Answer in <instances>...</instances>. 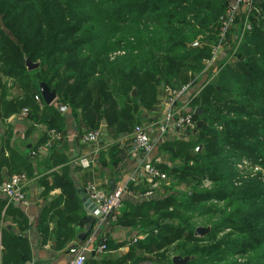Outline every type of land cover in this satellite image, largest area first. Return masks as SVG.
Instances as JSON below:
<instances>
[{
  "label": "trees",
  "instance_id": "trees-1",
  "mask_svg": "<svg viewBox=\"0 0 264 264\" xmlns=\"http://www.w3.org/2000/svg\"><path fill=\"white\" fill-rule=\"evenodd\" d=\"M230 1L0 0V73L6 77L5 82L0 78V117L27 108L29 119L45 123L44 137L34 149L39 153H43L39 150L46 145L50 129L60 132L62 140L48 150H58L67 141L58 103L69 106L81 134L101 127L105 119L110 132L125 136L133 111L147 103L150 106L147 90L182 85L183 72L187 74L184 81H199L204 59L212 56V45L218 42L221 18ZM253 4L260 12L253 11L252 29L232 61L221 70L216 83H208L191 101L202 112L194 116L195 130L183 135L194 132L196 141L177 142L178 135H174L158 145L171 154L173 164L156 165L172 182L190 189L138 201L124 195L125 208L113 225L139 227L140 233H147L131 245L129 256L140 248L157 254L155 260H140L174 264L166 249L176 245L178 254L197 256L187 264H264V181L245 173V180H238L251 167L250 162L243 170L236 168L243 156L264 168V0ZM240 27V23L234 26L232 33ZM118 50L124 53L112 58L110 52ZM26 57L40 66L29 70ZM42 82L56 91V104L44 101ZM134 87L141 95L131 94ZM14 88L21 93L8 98ZM199 145L203 147L198 149ZM109 147L115 163L127 146L115 143ZM4 179L0 172V184ZM207 180L211 187L200 188ZM55 185L63 189L70 208L66 205L52 212L50 218L56 219V226L51 233L44 212L40 230L43 242L52 234L56 246L62 248L76 236L73 222L83 227L88 216L77 214L80 199L67 175L56 177ZM128 187L141 194L149 190L134 182ZM214 202L225 204L218 207ZM5 205L6 199L0 198V220H6L2 216ZM15 212L20 213L19 227L25 230L22 211L13 206L6 209V215ZM204 215L219 219L211 223L207 235L199 237L194 221ZM106 246L109 250L113 242L106 241ZM241 255H248L247 260L235 258ZM29 259L26 239L0 226V264H27Z\"/></svg>",
  "mask_w": 264,
  "mask_h": 264
},
{
  "label": "crops",
  "instance_id": "crops-1",
  "mask_svg": "<svg viewBox=\"0 0 264 264\" xmlns=\"http://www.w3.org/2000/svg\"><path fill=\"white\" fill-rule=\"evenodd\" d=\"M239 23L241 24L240 21ZM239 32L240 29L235 34L234 32L232 33V36H235L233 37V43L237 49L241 44H238L237 36H239ZM20 93L21 91L14 88L12 95L8 96V98H12L13 95H19ZM37 101L42 107L40 98ZM53 104H56V101ZM25 109L27 108H23L22 111L15 112L7 117H0V172L3 178H5L4 180L15 173L25 174L28 179L27 204L11 203L0 193V198L6 199V205L2 212V216L6 217V220L2 218L0 226L12 229L15 234L26 239L30 252V259L27 264H71L74 257V253L70 250L72 246L78 244L97 246L102 241V243L106 244L108 240L113 242L112 248L106 249L102 253H88L85 264H149V261L139 259L141 256L139 249H135L133 253L131 252V256L127 255L131 251V245L134 244L132 241L133 236L137 233L139 235L145 233L131 229V231L128 230L127 238L125 239L123 237L125 227L113 225V223L110 225L100 223L99 207L89 195L87 186L91 183H96L100 188L112 191L117 184L124 181L128 185L130 182H134L135 186L146 188L150 183L144 182L141 179V177H144L147 180V177L140 168V164L152 160L150 158L152 155L149 159L141 151L120 142L121 146L127 147H125L123 155L119 154L116 156L115 161L118 160L120 155L123 156L122 159L119 162L112 163L109 151L107 150L110 148V145H114L115 143L109 139L108 143L102 140L101 146H99L100 151L95 152L94 145L83 141L84 133L81 134L79 132L75 118L69 107L67 110L69 116L60 112L64 116L66 123V143L59 147L58 150L50 151L47 149L42 151L43 153H39L38 151H34V149L38 142L43 139L47 125L40 121L33 122L28 117V109L27 113H24ZM103 125L105 127L107 125L105 119L102 121ZM52 151L55 154L51 155ZM102 152L105 154L104 156L100 155ZM139 153L141 154L140 156ZM85 156L92 159V164L89 167H84L80 163V158ZM104 158L105 162L102 160ZM156 162L159 161L155 160ZM62 175H67L70 178L80 199V209L77 214L80 215L82 213L87 215L88 220L83 227L73 222L71 227L75 230L76 236L68 241L64 247L58 248L55 243V237L52 234L43 242L40 223L42 222L44 212H46L45 216H47L49 231L51 233L56 226V219L51 220L50 218L53 214L52 212L63 210L66 205L68 209L70 208L66 203L65 195L62 193L63 189L55 185L56 177ZM155 189L154 187L153 195L161 196L162 194L157 193ZM133 193L134 195L127 194L128 198L138 201L140 199L138 195L141 193ZM124 199H126V196H124ZM54 202L57 203V206L49 210L50 205ZM9 206L22 211L21 213L24 214L23 217L27 221V228L25 230L19 227L20 221H22L20 213L15 212L6 215V209ZM124 208L125 206L122 204L118 213L120 214ZM71 218H75V215ZM93 219L95 221L94 228L87 238L83 240L81 237L85 235L86 226Z\"/></svg>",
  "mask_w": 264,
  "mask_h": 264
},
{
  "label": "built area",
  "instance_id": "built-area-1",
  "mask_svg": "<svg viewBox=\"0 0 264 264\" xmlns=\"http://www.w3.org/2000/svg\"><path fill=\"white\" fill-rule=\"evenodd\" d=\"M254 0H232L229 4L223 22L219 30L218 42L212 45V56L204 59L205 67V80L199 82H188L182 85L172 87L168 86L164 88L159 95V102L156 107L155 113L151 116V119L146 122L137 125L132 134L124 137L128 145L135 150L141 151L148 158L157 150L158 145L165 139L183 134L185 131L190 132L195 130V110L197 107L191 106V101L199 95L202 89L213 79H215L222 68L226 65L225 61L221 57L224 47L229 44L230 35L232 30L237 27L239 21L242 24L238 37V44H240L245 35L252 29V13L253 11L260 12L253 4ZM261 23L264 26V17L261 19ZM240 24V25H241ZM237 50V47H235ZM234 50V53H235ZM233 53V54H234ZM232 54V55H233ZM39 99V97H36ZM27 113V109L24 110ZM102 127L97 129L88 130L83 135V141L95 146V152H99L102 139H104V131ZM49 139L45 146H42L39 151H45L56 141L62 140V135L55 129L48 130ZM80 163L84 167H89L92 164V159L85 156L80 158ZM238 170H243L249 162L241 161ZM140 168L144 171L146 177L153 181V188L158 185L159 182L169 184L172 179L168 174L161 170L156 163L152 160L140 164ZM212 182L204 181L203 187H211ZM27 187L28 179L25 174L15 173L8 179L0 184V193L3 194L9 202L17 204H27ZM153 188L138 195L140 198H149L153 195ZM87 191L94 203L100 210V223L111 224L115 223L118 218V211L123 204V196L126 194L134 195L129 189L128 184L124 181L115 186L112 191H106L100 188L96 183H91L87 186ZM147 233L141 235H134L133 242L138 239L144 238ZM107 249L105 243L97 246L89 244H78L72 246L70 249L74 253V257L71 264H85L88 253H102Z\"/></svg>",
  "mask_w": 264,
  "mask_h": 264
},
{
  "label": "rangeland",
  "instance_id": "rangeland-1",
  "mask_svg": "<svg viewBox=\"0 0 264 264\" xmlns=\"http://www.w3.org/2000/svg\"><path fill=\"white\" fill-rule=\"evenodd\" d=\"M232 1V0H231ZM230 1V2H231ZM239 28V27H238ZM235 34V33H234ZM233 35V34H232ZM232 35H230V41H229V44L227 45V46H225L224 47V50H223V52H222V54H221V57L223 58V60L225 61V63L227 64V63H229V62H231L232 61V59H233V53H234V50H235V45H234V40H233V37H235V36H232ZM115 36L117 37L118 36V33L116 32V34H115ZM244 39V38H243ZM243 41V40H242ZM214 45V44H213ZM235 52H236V50H235ZM124 53V51H121V50H118V51H111L110 52V56H112V58L113 57H115V56H118V55H121V54H123ZM233 54V55H232ZM204 63H205V61H204ZM206 65V64H205ZM224 68V67H223ZM222 68V69H223ZM183 75H184V78H183V80H181V82L180 83H186V82H189L188 80L187 81H184L185 79H187V74H186V72H183ZM205 77V73H204V68H203V70L201 71V73H200V76H199V81H202V80H205L206 78H204ZM0 78H2L3 79V81L5 82V80H6V77H2V75H1V73H0ZM196 80V79H195ZM217 80H218V78H217ZM217 80H216V78L215 79H213V81H211V82H213V83H216L217 82ZM199 81H197L196 80V82H199ZM11 83H12V81H10ZM192 82V81H191ZM163 87L164 86H157V88H156V90H147V92L145 93V95L146 96H148V99H147V102H150V106H148L147 104H145V105H141L140 107H139V109H138V111H133V115H134V118H133V120H132V124L129 126V128L128 129H126L127 130V133H126V135H125V137L126 136H130L131 134H132V132H133V130H134V128L137 126V125H139V124H142V123H146V122H148L150 119H151V116H153L154 115V113H155V110H156V107H157V105H158V102H159V95H160V93H161V91H162V89H163ZM135 92V93H134ZM131 94L132 95H136V94H139V95H141V90L139 89H137L136 87H134L133 88V90H132V92H131ZM154 97V98H153ZM152 101V102H151ZM142 104H144V103H142ZM100 127V126H99ZM98 127V128H99ZM101 127L103 128L102 130L104 131V132H108V134H106V133H104V139H102L104 142H106V143H108L109 142V140L111 141V142H114V143H120V142H123L124 144H126L127 146H128V142L127 141H125V138L124 137H116L115 135H114V130H111V132H110V130L107 128V125H106V127H105V125H101ZM105 128V129H104ZM93 129H97V128H93ZM93 129H90V130H93ZM88 131V130H87ZM125 134V133H124ZM178 139H176L175 141H177L178 142V140H189L190 142H195L196 141V138H197V136H196V133H194V132H192L190 135H188V136H185V135H183V134H180V135H178V137H177ZM109 139V140H108ZM203 147V145H199V147H198V149H201ZM257 149H259L258 147H256ZM260 150V149H259ZM121 155H123V154H121ZM119 156L118 157V162L122 159V157L123 156ZM141 154L139 153V156H140ZM150 158H152V160L153 161H159V162H162V163H166V164H168V165H172L173 164V160H172V156H171V154L170 153H168V151L166 150V149H164V148H158L157 150H156V152L154 153V154H152V157H150ZM149 158V159H150ZM242 161H248V162H250V165H251V167L250 168H248V169H246L245 171L246 172H243L242 174H243V176L244 177H242V176H239V178L240 179H238V180H245L244 178L245 177H247L248 175H250L249 177H254L255 175H256V177H258L260 180H262V181H264V168H261L260 166H258V165H256V164H259V162H257V163H255L256 161H254L253 159H249L247 156H243V158H242ZM175 163H178L179 162V160L177 159L176 161H174ZM241 163L240 162H238L237 163V165H236V168H238V167H240V166H242V168H243V165H240ZM244 166H246L245 164H244ZM246 168V167H245ZM244 168V169H245ZM252 172V173H251ZM244 173L247 175V176H245L244 175ZM251 173V174H250ZM141 179L142 180H144V182H149L150 184H148V186L146 187V188H148V189H150L151 187L153 188V184H154V182L153 181H150L148 178H147V180H145V178L144 177H141ZM169 186H171V187H169ZM170 188V189H167V188ZM156 189V191H157V193H161V194H165V193H168V192H172L173 191V193H175V194H179V193H184V191H186V190H189L190 189V187L189 186H187L186 184H180V183H178V182H170L169 184H167V183H164V182H159L158 183V185L155 187ZM200 188H203V185H201L200 186ZM154 189V188H153ZM151 198V196L148 198V199H150ZM214 203H216L217 204V206L218 207H223L224 206V204H225V202H214ZM216 218V219H215ZM219 219V217H217V216H213V215H204V216H198V217H195V221H194V223L197 225V226H211V223H213V222H215L216 220H218ZM148 228H152L151 226H149ZM131 229L132 230H134V231H139L140 230V228L139 227H136V228H131V227H125L124 228V232H123V237L126 239L127 237H126V235H127V232H128V230H130L131 231ZM134 231H132V232H134ZM138 234V233H137ZM136 234V235H137ZM219 237L221 238L222 237V235H219ZM136 243V242H135ZM176 245H173V246H169L167 249H166V253H167V255L168 256H171V258L174 256V255H177L178 254V252L177 251H179L176 247H175ZM138 248V247H137ZM188 248V245H185V249L184 250H186ZM183 250V251H184ZM164 251V249H162L161 250V252L160 253H162ZM139 252H140V254H141V256L139 257V258H143V257H145V258H151V260H155L156 258H157V254L156 253H148L146 250H144V249H140L139 248ZM249 255V254H248ZM248 255H241L240 257L239 256H235V258H239V260L238 261H240V262H244V261H246L247 260V258H248ZM167 259H165V260H163V261H166ZM149 264H150V262H149Z\"/></svg>",
  "mask_w": 264,
  "mask_h": 264
},
{
  "label": "water",
  "instance_id": "water-1",
  "mask_svg": "<svg viewBox=\"0 0 264 264\" xmlns=\"http://www.w3.org/2000/svg\"><path fill=\"white\" fill-rule=\"evenodd\" d=\"M224 19H225V16H222L221 22H223ZM25 63H26V66L29 70L36 69L40 66V62H32L28 57L25 58ZM40 90H41V94L43 96V99L47 104H49V105L53 104L57 100L56 91L53 89H50V87L46 83L42 82L40 84ZM57 107L61 113H64L66 116H69V113L67 112L68 107H69L68 105L58 103ZM201 112H202V110L199 107H197L195 110V114L199 115ZM94 225H95L94 219L92 220V222H89L87 224V226H86L87 230L84 233L85 235H84V237H81L83 240H85L87 238V236L92 232ZM210 231H211V226H197L196 230H195V235L199 236V237H203V236L207 235ZM102 242H101V244H102ZM196 257H197L196 255L182 256V255L177 254V255H174L172 257V261L174 264H187L189 261L194 260Z\"/></svg>",
  "mask_w": 264,
  "mask_h": 264
}]
</instances>
